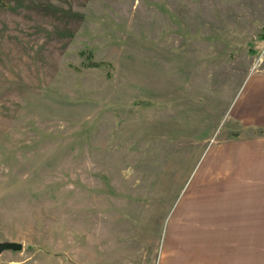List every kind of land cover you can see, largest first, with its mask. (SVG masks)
<instances>
[{"label": "rangeland", "instance_id": "1", "mask_svg": "<svg viewBox=\"0 0 264 264\" xmlns=\"http://www.w3.org/2000/svg\"><path fill=\"white\" fill-rule=\"evenodd\" d=\"M258 74L264 0H0V264H222Z\"/></svg>", "mask_w": 264, "mask_h": 264}, {"label": "crops", "instance_id": "2", "mask_svg": "<svg viewBox=\"0 0 264 264\" xmlns=\"http://www.w3.org/2000/svg\"><path fill=\"white\" fill-rule=\"evenodd\" d=\"M233 112L259 133L246 130L224 146L222 199H216L222 205H211L209 217L224 227L222 264H264V74L249 77Z\"/></svg>", "mask_w": 264, "mask_h": 264}, {"label": "water", "instance_id": "3", "mask_svg": "<svg viewBox=\"0 0 264 264\" xmlns=\"http://www.w3.org/2000/svg\"><path fill=\"white\" fill-rule=\"evenodd\" d=\"M23 249V245L19 243H13V242H0V255H2L4 252L7 251H21Z\"/></svg>", "mask_w": 264, "mask_h": 264}, {"label": "trees", "instance_id": "4", "mask_svg": "<svg viewBox=\"0 0 264 264\" xmlns=\"http://www.w3.org/2000/svg\"><path fill=\"white\" fill-rule=\"evenodd\" d=\"M93 65H99V64H93Z\"/></svg>", "mask_w": 264, "mask_h": 264}]
</instances>
